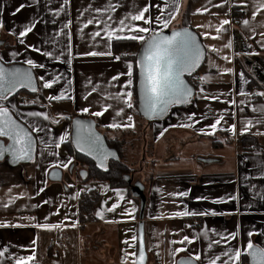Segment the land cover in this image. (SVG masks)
I'll return each mask as SVG.
<instances>
[{
  "label": "crops",
  "instance_id": "obj_1",
  "mask_svg": "<svg viewBox=\"0 0 264 264\" xmlns=\"http://www.w3.org/2000/svg\"><path fill=\"white\" fill-rule=\"evenodd\" d=\"M175 2L179 4V11L169 28L163 31L189 27L198 34L205 48V60L191 82L195 84L196 90L203 87L205 91L195 96L187 106L173 109L165 119L145 124L132 109L124 108V112L117 116L116 110L123 106L122 102L105 96V93L115 94L121 89L127 79L125 75H120L119 80L111 84L109 81L119 73H126V64L131 60L125 56L120 60L114 58L118 56L115 43L130 39L114 38L109 42L104 36L103 24L107 21L110 28L118 27L121 19L145 5L149 6V12L145 15L154 19L160 14L156 5L162 7L167 3V15V12L173 10V0H69L59 16L54 15V12L64 4V0H0L1 61L28 66L24 60L31 58L45 65L43 69L31 68L37 78L45 74L47 78L63 77L50 89H44L37 79L38 91L32 99L25 100H35L34 104L21 103V97L9 100L8 106L16 119L27 127L29 123H43L51 132L49 135L41 132L39 138L37 133L32 132L37 143L34 162L17 166L0 162V225L5 222L8 225L0 226V251L7 248L5 256L0 257V264H12L13 257L30 255L33 251L34 264H133V257L126 253L136 252V241L133 242L131 237L136 235L138 201L128 196L127 188L112 189L105 182H79V169L76 167L74 153L70 154L65 147L67 142L61 144L59 149L50 144L52 137L58 139L65 132L70 134L71 119L79 115L96 119L101 133H105L107 138L125 142L126 161L137 171L136 179L143 183L140 182L145 191L143 223L147 264H172L173 259L189 257L194 252L201 253V260L196 261L197 264H206L209 255H220L221 250H226L228 245L221 243L211 250L207 249L209 241L201 235L205 229H214L215 233L225 235L238 232L235 240L231 241L235 246H240L242 242L246 244L248 239L264 246V200L259 198L264 195V179H261L259 171L264 153L259 150L245 152L235 142L237 136L250 134L264 147V114L252 110L264 106V96L258 95L257 99L252 97L254 90L264 92V47H261L264 37L260 35L264 33V9L255 18L251 15L253 5L264 0H244L243 3L241 0H223V4L222 0ZM20 4L25 7L15 12ZM109 4L113 5L115 11L95 10L98 7L105 9ZM204 8L208 11H196ZM233 8L239 15L242 13L243 20L249 21L248 27L241 22L233 24ZM89 19H99L101 24L93 23L85 27ZM223 19L230 20V24L225 25L227 30L214 39L215 28ZM29 23H34L35 27L23 38L26 43L21 45L18 32ZM129 23L142 25L143 22ZM65 24H68L67 28ZM249 29L256 34L253 35ZM57 31L71 34V66L66 62V51L60 61L42 54L47 50L59 55L61 50L69 46L68 36L55 37ZM97 31L101 33L100 37L92 35ZM202 32H209L210 35L205 37L201 35ZM53 38L59 43L53 45L50 42ZM229 40L232 41V47H224ZM27 45H35L41 52L29 49ZM209 46H214L218 51H211ZM90 51H111L112 55H85ZM13 52L17 53L15 57L11 55ZM224 56L229 57L230 62L223 59ZM224 68H231L232 72L223 73ZM241 73L244 82L240 79ZM200 76L207 77L203 84L199 80ZM69 80L70 85L66 84ZM93 87L97 91L93 92ZM64 88H67L71 99H47L50 95H59ZM241 89L249 95H240ZM213 96L218 99H211ZM241 100L245 101L243 105L240 104ZM231 101H235V104ZM104 104L112 107L101 116L90 114L101 110ZM53 107L63 110L65 117L56 124L42 121V118L21 115L29 111H44L48 114V109ZM84 107L89 108L88 113L79 111ZM241 108H244L243 112ZM191 113L196 115L189 121L187 116ZM129 115L133 117L131 122L127 120ZM221 115L223 119L217 130L212 132L208 126ZM248 120L253 121L252 126L249 131L241 133ZM256 120L262 122L256 123ZM113 122L121 125L132 123L134 126L107 127ZM183 124L191 126H178ZM233 124L236 125L235 132L228 131V127ZM200 129H204V132H200ZM161 132H164L162 136ZM213 135L216 137L214 142L209 138ZM40 138H43L44 143H41ZM166 155L168 157L165 158ZM147 156L150 162L155 161L148 171L143 168ZM69 157L72 163L68 168L55 167L56 161L66 162ZM133 158L137 161L132 162ZM50 164L53 167L50 168ZM53 169L61 172L58 182L48 178ZM149 174L152 179H148ZM41 187L44 188L43 192L38 191ZM81 190H94L100 195L95 209L98 221L84 227H81L77 219L76 194ZM177 192H187L188 195H170ZM229 196L236 199H228ZM10 199L12 203L9 204ZM5 204L8 206L4 207ZM113 204H117V207L108 211ZM133 206L136 208L134 213L131 212ZM98 210L102 211V217L96 215ZM180 211L209 214L182 217L172 215ZM212 211L216 214H211ZM37 223L59 226L50 230L39 229L35 227ZM249 231L254 233L252 237H248ZM215 233L209 231L208 235L220 240L221 237ZM185 235L195 237L192 244L170 243L180 241ZM33 239L36 240L35 245L31 243ZM52 239L55 240L53 245L50 244ZM176 247L186 250L173 257L170 251Z\"/></svg>",
  "mask_w": 264,
  "mask_h": 264
},
{
  "label": "snow or ice",
  "instance_id": "obj_2",
  "mask_svg": "<svg viewBox=\"0 0 264 264\" xmlns=\"http://www.w3.org/2000/svg\"><path fill=\"white\" fill-rule=\"evenodd\" d=\"M69 0H64V4L60 6L59 9L55 10L54 15L59 16L60 12L63 10L64 5H66ZM244 0H241L243 3ZM223 4V0H222ZM221 6V5H218ZM24 4H20L15 12H19L22 8H24ZM159 10L158 15L154 17L146 16L145 14L149 12V6L145 5L139 11L135 13H129L127 17L121 19L119 21L118 27L110 28L107 24V21L103 24V33L107 40L110 42L114 38L119 39H130L133 41H138L141 45V48L136 54V58L134 61L128 62L126 64L127 72L119 73L116 76L111 77L109 84L112 81H118L120 75H125L127 79L124 81V84L121 86V89L118 90L115 94L105 93L107 99L115 100L117 102H122V107H119L116 110V115L119 116L124 112V108L132 109L134 107V81L138 79V88H139V105L140 109L143 111V114L149 118H159L164 117L168 114L169 109L172 106L176 105H185L192 103L193 98L197 95L202 94L205 89L200 87L198 90L189 86L185 81V75H192L195 70L201 65L202 61L205 59V48L198 41L196 34L191 32L188 28L181 27L179 29H172L170 34H165L163 29L169 28L171 22L176 17V13L179 11V4L173 0V6L171 11L167 12L165 15V10L169 8V5L165 3L162 7L160 5H156ZM254 10L252 11V17L255 18L257 13L264 9V2H260L258 4L253 5ZM97 12H105V11H115L113 5L109 4L105 9L96 8ZM198 13L202 11H208L207 8L197 9ZM15 12L13 14H15ZM135 21H142V25L129 23ZM101 24L99 19H89L87 21V25L90 24ZM248 27L249 21L247 19L241 21ZM230 24V20L223 19L220 21L219 25L215 28V36L213 38H219L220 34L225 32L227 29L224 27L225 25ZM155 25V27H153ZM2 26V25H0ZM35 27L34 23H29L22 28L18 32L19 43L24 45L26 43L24 37L27 34L31 33ZM65 28L68 27V24L64 25ZM198 27H201L198 25ZM211 27V25H209ZM252 31L251 29H249ZM252 34L256 33L252 31ZM61 35L68 36V47L60 51L59 55L55 54L52 51H43V55L49 58H53L57 61H60L61 58L65 55V51L67 52L66 62L71 66L72 63V54H71V34L63 33L62 31L55 32L54 36L59 37ZM94 37H100L101 33L99 31L92 33ZM201 35L207 37L210 35L209 32H202ZM262 37H264V33H260ZM49 41H45L48 43ZM53 45L59 43L56 39H52L50 41ZM110 46V45H109ZM29 49H32L36 52H41L40 48H36L35 45H27ZM226 48L232 47V41L229 40L227 44L224 45ZM261 47H264V43H261ZM210 50L213 52L218 51L214 46H209ZM254 53H249L252 55ZM13 57L17 55L16 52L11 53ZM85 55L90 56H111V51L107 52H99V51H90L85 53ZM116 60H120V56L114 57ZM225 60H229V57H222ZM3 57H0L2 60ZM24 63L31 68H41L45 67L44 64H38L33 59L28 58L24 60ZM29 69L16 68V67H5L3 64H0V138H6L9 143L5 146L4 143L0 142V157H3L7 152L12 161L15 162H23V161H32L34 162V152H35V139L31 132L37 133V138H39V133H45L49 135L51 130L43 123H29L28 127H24L17 119L14 118L13 114L10 111L8 106L9 97L13 96L14 93L17 92L18 89L28 88L31 92L36 93L38 91L36 80L38 79L42 84L44 89L52 88L53 84L59 82V80L63 79L62 76H53L52 78H47V74L41 75L38 78L33 74ZM223 73L232 72L231 68H224ZM138 73V76H137ZM207 79L206 76H200L199 80L203 84V82ZM240 79L244 82L245 78L243 73L240 74ZM91 83V81H89ZM66 84L70 85L71 81H66ZM92 91H97L96 87L92 88ZM240 95L247 96L249 95L243 89L240 90ZM255 95L264 96V92H257ZM72 97L68 94L67 88L61 89L59 95H50L47 97L49 101H59L62 99H71ZM86 98V97H85ZM201 98L209 99V97L202 96ZM211 99H218V97H210ZM25 103H36L33 101H25ZM230 103L235 104V101H231ZM245 103L244 100L240 101V104L243 105ZM12 107H15L13 105ZM109 107L112 105L104 104L101 106V110L91 112L90 114L93 116H101L104 111H107ZM254 112L258 111L261 114H264V106H260L259 108H252ZM81 113H88L89 108L84 107L79 110ZM241 112L244 111V108L240 109ZM23 116L32 117V118H42V121H50L52 124L58 123L57 119L50 118L49 115L44 111H29L26 114L22 113ZM196 113H191L187 116L189 121L193 120ZM203 116V114H202ZM61 118H65L61 115ZM206 118V117H205ZM223 119V115L219 118L215 119V121L209 125L208 127L212 132L217 130L218 125ZM127 120L131 122L133 117L131 115L127 116ZM256 123H261V120H256ZM253 121L248 120L245 123V126L241 129V133L249 131V128L252 126ZM72 125L75 131L74 136H70L69 133L65 132L57 138L52 137L50 140V144L54 145L56 149H59L61 144L65 142H70L77 151L83 152L86 155L93 157L94 160L97 161L96 166L98 168H102L107 170V160L109 156H114L115 154L107 151L101 140V137L95 132L93 124L91 121H85L82 119H75L72 121ZM132 123L128 124H118L113 122L107 127L117 128V127H133ZM182 127H190V124L178 125ZM236 125H230L228 127V131L235 132ZM200 132H204V129H200ZM164 132H161L162 136ZM41 139V143H44L43 138ZM48 145H46L47 147ZM50 155L52 153H49ZM43 155V153H41ZM72 163V158L69 157L67 161H56L55 167H63L68 168ZM49 167H53L52 164ZM259 171L261 172V179H264V161H261L259 165ZM52 175L55 177L57 173L55 171L52 172ZM81 176L86 175V173L81 172ZM107 187V186H105ZM39 192H43L44 188L41 187L38 190ZM83 191V190H81ZM23 195V194H21ZM79 195V192L76 194ZM170 195L175 196H187V192H177L171 193ZM260 199L264 200V195L259 196ZM123 199V197H121ZM197 199H206V197H197ZM228 199H236V197L229 196ZM220 202V201H214ZM9 204L12 203L10 199ZM47 203V201H45ZM131 204V201L128 202ZM8 205L5 204L4 207ZM117 207V204H113L111 208H108V211H113ZM136 208L133 206L131 208V212L134 213ZM207 215L208 212H200V213H192L188 211H180L175 212L173 216H189V215ZM211 214L215 215L214 211ZM98 217H102V211L98 210L96 212ZM134 218V217H131ZM28 219H35L34 217H29ZM0 226H8L7 222L4 225ZM19 226V225H13ZM59 225H53L48 223H37L35 227L39 229H52L58 227ZM74 226V225H72ZM209 231L214 232L215 230L205 229L202 231L201 235L204 239L208 240L207 249L211 250L217 245L223 243L228 245L226 250H221L220 255H215L214 253L209 255L207 258L206 264H264V246H260L253 242L252 239H248L246 244L241 243L240 246H235L231 241H234L238 232H231L228 234L215 233L220 236V240H215L209 237ZM248 237H252L254 233L249 231L247 233ZM132 241L135 242L137 240V236L133 235L131 237ZM195 237H189L187 235L183 236L180 241H171L172 244H192ZM32 245L36 244V240H32ZM127 243V241H125ZM132 245H130L131 247ZM183 247H176L170 251V255L176 257L182 251H185ZM7 252V248L4 251H0V257L5 256ZM127 256L133 257V264H145V248L142 239V233L140 238L139 250L138 253L131 252L126 253ZM221 257H226V259H221ZM247 258V259H246ZM201 260V253L194 252L190 254L187 259H173L172 264H193V261ZM35 261V252L33 251L30 255L13 257L12 264H34Z\"/></svg>",
  "mask_w": 264,
  "mask_h": 264
},
{
  "label": "trees",
  "instance_id": "obj_3",
  "mask_svg": "<svg viewBox=\"0 0 264 264\" xmlns=\"http://www.w3.org/2000/svg\"><path fill=\"white\" fill-rule=\"evenodd\" d=\"M238 15L239 13H237L236 9L233 8L232 22L234 25H238L239 23L237 20ZM135 45L139 47L140 43L136 44L134 41H131V40H121L115 43V51H118L119 49L124 48V47H132ZM128 58L131 61H134L135 56H130ZM135 83H136V80L134 81V85H133L134 88H135ZM192 84L195 88V84L193 82ZM21 92L24 93L25 95H32L27 91H21ZM136 106H137V101H136V91H135L134 107L132 108V110L139 116ZM79 116L88 117L87 115H79ZM94 120L96 122L97 129L100 131V125L98 121L96 119ZM143 122H145V124H148L145 120H143ZM102 134H104L105 136V133H102ZM105 138H106V143L108 147L114 148L117 151L118 156H119L118 161H109L108 170L105 172L98 170L94 166L93 162L89 160L88 158L75 153L69 142L65 144V147L67 148L69 153L70 154L72 152L74 153L76 167L79 170L84 169L87 172L86 178L84 179L78 178V181L81 183H87V182L104 183L105 182V183H108L109 187L112 189L127 188L128 196L131 198H134V196L131 193L130 187L134 183L141 182V181L136 179L138 177L137 171L134 170L130 166V164H128V162L126 161V158L124 155L125 142L123 140L109 139L106 136ZM235 142L245 152H251L252 150H259L264 153V147L259 145L257 138L254 135H250V134L239 135L236 137ZM154 162L155 161L145 162L144 167L143 166L142 167L144 169H147V171L151 170V167L154 165ZM145 171L146 170H144V173ZM148 179H152L151 174H149ZM99 200H100V195L94 190H89L87 192L82 191L79 193L78 199H77V219L81 227H84L88 224L96 223L98 221L95 217V209H96V205L98 204ZM136 200L138 201V199Z\"/></svg>",
  "mask_w": 264,
  "mask_h": 264
},
{
  "label": "water",
  "instance_id": "obj_4",
  "mask_svg": "<svg viewBox=\"0 0 264 264\" xmlns=\"http://www.w3.org/2000/svg\"><path fill=\"white\" fill-rule=\"evenodd\" d=\"M180 28H181V27H180ZM185 28H188L191 32H193L194 34H196L198 41L202 44V42H201V40H200V37L198 36V34H197L192 28H189V27H185ZM175 29H179V28H175ZM164 33H165V34H170V33H171V30L164 31ZM0 45H1V43H0ZM202 46H203V44H202ZM140 48H141V45H139V47H138V51H137L136 54H138ZM135 58H136V55H135ZM204 60H205V59H204ZM204 60L202 61L201 65L195 70V72H194L192 75H187V74H186L185 77H184L186 83H187L189 86L193 87V88H194V86H193V84H192V82H191V78L194 77V75L200 70V68L202 67V65H203V63H204ZM0 64H3L5 67H9V68H10V67H16V68L29 69L28 66H26V65H24V64H19V63L6 64V63H4V62H2V61L0 60ZM29 70L33 72L32 69H29ZM33 74H34V72H33ZM137 76H138V73H137ZM36 83H37V82H36ZM37 87H38V86H37ZM194 89H195V88H194ZM21 91H27V92H29V93L32 94V95L35 94V93L31 92V90L28 89V88H21V89H18L17 92L13 94V96L9 97V100L12 99V98H14V97H15L16 95H18ZM135 91H136V101H137V106H136L137 112H138L139 116H140L143 120H145L148 124H149V123H152V122H158V121H161V120L165 119V118L171 113V111H172L173 109H175V108H182V107H185V106L188 105V104H185V105H176V106H172V107L169 109V112H168V114H167L166 116H164V117H159V118H152V119H149V118H147V117L143 114V111L140 109V105H139V88H138V79L136 80V83H135ZM14 118H15V117H14ZM15 119H16V118H15ZM75 119H82V120H85V121H91L92 124H93V127H94L95 132L101 137V140H102V142H103V146H104V148H105L107 151L112 152V153L115 154L114 156H109V158H108V160H107V162H106V163H107V170H108V163H109V161H118V160H119V156H118L117 151H116L114 148H110V147H108V145H107V143H106V138H105V136H104V135H103V134L97 129L95 120H94L93 118H90V117L74 116V117L71 119V122H70V136H74V134H75V131H74V128H73V125H72V121L75 120ZM17 120H18V119H17ZM18 122H20V121L18 120ZM20 123H21L24 127L27 128V126H26L25 124H23L22 122H20ZM29 131H30V129H29ZM30 133L33 135V133H32L31 131H30ZM33 137H34V135H33ZM34 138H35V137H34ZM0 142L4 143L5 146L9 143V141H8L6 138H0ZM70 144H71V143H70ZM36 145H37V143H36V139H35V152H34V159H35V155H36ZM71 147H72V149L74 150L75 153H77V154H79V155H81V156H84V157L88 158L89 160H91V161L93 162L94 166H95L98 170L103 171V172L107 171V170H104V169H102V168H98V167L96 166L97 161L94 160L93 157H91V156H89V155H86V154L83 153V152H79V151H77V150L75 149V147H74L72 144H71ZM1 161H5V162H7V164L10 165V166H17L18 164H27V163H31V162H32V161H23V162H15V161H12L10 155H9L7 152L4 154L3 157H0V162H1ZM53 171H55V172L57 173V175H56L55 177L52 175V172H53ZM81 172L86 173V175L81 176V175H80ZM77 175H78V177H79L80 179H84V178H86V176H87V172H86V170H84V169H80V170L77 171ZM48 178H49L51 181H54V182H58V181H60V179H61V172H60V170H58V169H53V170H51V171L49 172ZM126 179H128V178H126ZM130 190H131V193H132V195L134 196V198L138 199V203H139V206H138V222H137V228H136V236H137V240H136V253H138V250H139V244H140V238H141V233H142V239H143V244H144V248H145V242H144V223H143V219H144V210H145V206H146V199H145V195H144V192H143V190H144L143 185H142L140 182H136V183H134V184L130 187ZM145 256H146L145 264H147V253H146V249H145ZM182 258H183V259H187V258H189V257H188V256H181V257L178 258V259H182ZM178 259H177V260H178ZM193 264H197V262L194 260V261H193Z\"/></svg>",
  "mask_w": 264,
  "mask_h": 264
},
{
  "label": "rangeland",
  "instance_id": "obj_5",
  "mask_svg": "<svg viewBox=\"0 0 264 264\" xmlns=\"http://www.w3.org/2000/svg\"><path fill=\"white\" fill-rule=\"evenodd\" d=\"M120 50V49H119ZM118 50V51H119ZM23 98V99H27V100H30V99H32L33 97H34V95H25L24 93H22V92H20L18 95H16L14 98ZM66 110L68 111V106H66ZM66 110H64V111H66ZM63 111V110H62ZM62 111H59L56 107H53L52 109H48V114H50V118H54V119H57L58 120V123L60 122V120L62 119L61 118V115L63 116L64 115V113L62 112ZM66 111V112H67ZM64 117V116H63ZM126 136H129V135H126ZM210 139H213V141L212 142H214L215 140H216V137H214V135L213 136H211V137H209ZM126 144H127V142H126ZM164 145V144H163ZM164 147H166L165 145H164ZM136 157V156H135ZM148 158H147V161L146 162H150L149 161V156H147ZM166 157H168L167 155L165 156V158ZM130 161V160H129ZM133 161H137L136 160V158H133L132 159V162ZM130 163V162H129Z\"/></svg>",
  "mask_w": 264,
  "mask_h": 264
},
{
  "label": "built area",
  "instance_id": "obj_6",
  "mask_svg": "<svg viewBox=\"0 0 264 264\" xmlns=\"http://www.w3.org/2000/svg\"><path fill=\"white\" fill-rule=\"evenodd\" d=\"M243 15H242V13L240 14V15H238V17H237V20H238V22H241L242 20H243ZM137 51H138V46H132V47H124V48H121L118 52H117V55L118 56H120V57H130V56H135L136 55V53H137ZM258 91L257 90H254L253 92H252V97H253V99H257V97H258V95H255V93H257ZM25 100L26 99H21L20 100V102L21 103H24L25 102ZM55 243V240L54 239H52L51 241H50V244L51 245H53Z\"/></svg>",
  "mask_w": 264,
  "mask_h": 264
}]
</instances>
